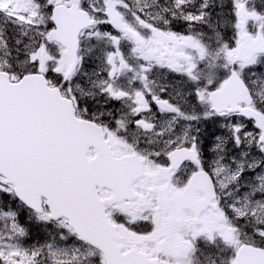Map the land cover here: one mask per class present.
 <instances>
[{
  "label": "snow or ice",
  "instance_id": "1",
  "mask_svg": "<svg viewBox=\"0 0 264 264\" xmlns=\"http://www.w3.org/2000/svg\"><path fill=\"white\" fill-rule=\"evenodd\" d=\"M0 264H264V0H0Z\"/></svg>",
  "mask_w": 264,
  "mask_h": 264
},
{
  "label": "flooded vegetation",
  "instance_id": "2",
  "mask_svg": "<svg viewBox=\"0 0 264 264\" xmlns=\"http://www.w3.org/2000/svg\"><path fill=\"white\" fill-rule=\"evenodd\" d=\"M212 131H219V130L215 126H209V132H212Z\"/></svg>",
  "mask_w": 264,
  "mask_h": 264
},
{
  "label": "rangeland",
  "instance_id": "3",
  "mask_svg": "<svg viewBox=\"0 0 264 264\" xmlns=\"http://www.w3.org/2000/svg\"><path fill=\"white\" fill-rule=\"evenodd\" d=\"M219 130V129H218Z\"/></svg>",
  "mask_w": 264,
  "mask_h": 264
}]
</instances>
